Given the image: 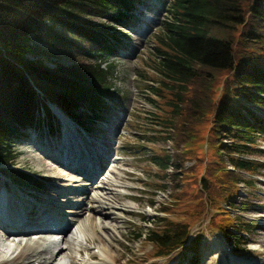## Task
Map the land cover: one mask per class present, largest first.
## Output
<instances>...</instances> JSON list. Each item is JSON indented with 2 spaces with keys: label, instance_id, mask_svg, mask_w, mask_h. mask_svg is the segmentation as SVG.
Listing matches in <instances>:
<instances>
[{
  "label": "trees",
  "instance_id": "trees-1",
  "mask_svg": "<svg viewBox=\"0 0 264 264\" xmlns=\"http://www.w3.org/2000/svg\"><path fill=\"white\" fill-rule=\"evenodd\" d=\"M132 5L133 0H0L1 176L26 182L28 175L13 167L16 140L28 128L45 124V116L54 119L53 107L82 125L88 121L84 111L97 114L108 107L115 91L100 59L113 51L117 35L93 17L121 22ZM154 41L152 69L168 102V108L157 111L162 128L156 131L171 146L152 156L166 181L156 182V188L169 184L177 202L189 192L207 199L183 220L172 217L168 201L162 207L167 216L136 233L135 241L151 244L152 256L167 257L189 247L191 228L210 207L213 217L222 214L213 224L226 237L233 231L240 238L248 234L246 209L237 214L229 209L240 183L253 181L245 173L263 166L247 156L264 153L259 146L264 137V0H170ZM53 56L62 61L48 66L45 60ZM158 136L154 132L147 139ZM203 168L198 183L194 174ZM238 245L237 252H246L249 243L242 239Z\"/></svg>",
  "mask_w": 264,
  "mask_h": 264
},
{
  "label": "rangeland",
  "instance_id": "rangeland-1",
  "mask_svg": "<svg viewBox=\"0 0 264 264\" xmlns=\"http://www.w3.org/2000/svg\"><path fill=\"white\" fill-rule=\"evenodd\" d=\"M169 4L170 0H133L132 8L125 10L127 14L122 17V23L93 17L95 23L108 26L112 35H117L112 36L113 51L100 59L109 72L108 83L115 94L108 96V107L103 112L90 114L84 111L88 121L83 126L69 116H63L58 108L53 107L54 119L48 120V116H45V124L37 129L27 130L23 137L16 140L19 155L13 167L28 175L26 182L14 183L0 175V195L5 194L9 198L12 209L18 208L22 202L31 207L37 202L39 205L43 203L45 207L52 206L45 212L68 218L71 214L62 206L68 202V197L61 195V189L73 185L87 186L88 194L96 198L92 204L99 209L104 208L99 214L93 215L99 226L96 232L88 227V218L82 219L81 224L87 228L88 234V242L81 249L84 252L79 253L82 258L88 255V251L97 254V250L93 248L97 244L109 245V251L105 252L108 264H264V153L262 156H247L261 162L263 166L255 172L245 173L247 178L253 180L252 183H240L238 192L230 201L234 205L229 209L231 214H237L239 209H246L242 211V216L249 224L245 237H236L235 231L226 237L213 224L219 221L222 214L213 217L215 211L210 207L206 216L191 228L190 240L193 242L182 251H175L167 257H154L151 244L144 238L135 241L140 229L148 230L158 217L167 216L162 208L166 202H170L172 217L183 220L189 215L190 209L200 207L201 200L207 201L203 194L198 197L189 192L184 196L183 202H177L169 194V184L165 190L160 189L161 186L156 188V182L166 181H161L158 176V166L152 156L164 153L171 146L156 131L162 128L157 123V111L168 108V102L165 99L167 92L160 85L161 77L153 72L152 57L155 53L154 37ZM237 48L241 49V45ZM45 61L48 66H56L62 59L53 56ZM223 77L224 75L220 77L218 86H222ZM150 86H154L161 94H155ZM154 97L156 101L152 99ZM261 112L264 113V109ZM65 117H68L71 126L79 134L97 138L110 149L108 165L98 175L101 179L104 177L103 182L95 181L92 186L91 180L60 165L53 155L44 154L37 148L46 139L56 141L62 130L61 119ZM154 132L158 137L148 140L147 136H152ZM207 146L205 142L204 149ZM259 146L264 149V137L259 141ZM205 158L208 159V154ZM192 164L193 161L186 162V165ZM213 164L214 162L211 163ZM204 171L205 168L194 174L198 183V178ZM45 199L47 202H42ZM31 213L33 212L30 210L27 212V216L33 221L29 225L38 227L44 224L41 217L30 216ZM241 228L246 229V226L242 224ZM242 239H246L249 245L245 248L246 252H237L240 248L238 240ZM23 256L21 253L11 261H0V264H21ZM99 256H95V259L100 258ZM77 263L74 260V264Z\"/></svg>",
  "mask_w": 264,
  "mask_h": 264
},
{
  "label": "bare ground",
  "instance_id": "bare-ground-1",
  "mask_svg": "<svg viewBox=\"0 0 264 264\" xmlns=\"http://www.w3.org/2000/svg\"><path fill=\"white\" fill-rule=\"evenodd\" d=\"M61 121L62 130L56 141L42 140L43 145L40 142L41 145L37 148L44 154L53 155L54 160L67 169L84 174L87 179L91 180L92 186L95 181L103 182L104 177L101 179L97 175L108 165L107 158L110 157V149L97 138L79 134L66 117ZM52 145L54 148L50 149L49 147ZM88 192L87 186L79 185L65 186L61 189V195L68 197L66 200L68 202L62 204L66 212L71 214L68 218L46 213L45 211L52 206L45 207L43 203L39 205L37 202H34V207L22 202L18 208L12 209L9 198L5 194H1L0 261H11L22 253L24 256L21 264H74V260L75 263L79 260L77 264H108L105 252L109 251V245L94 244L93 248L97 250V254L88 251L87 256L85 255L83 258L79 256V253L84 252L81 249L88 238L87 228L81 224L83 217L88 218V227L92 232H96L99 226L93 219L95 217L93 215L99 214V211L104 208L99 209L98 206H94L92 202H95L96 198L89 195ZM42 202L47 201L45 199ZM29 210L33 212L30 216L36 217L37 215V217L43 218L44 224L33 229V226L29 225L33 221L27 216ZM53 219L61 220L56 231H53L50 224H47L48 222L53 223ZM85 247L88 249L87 246ZM97 255H100V258L95 259ZM76 258L79 259L76 260Z\"/></svg>",
  "mask_w": 264,
  "mask_h": 264
}]
</instances>
